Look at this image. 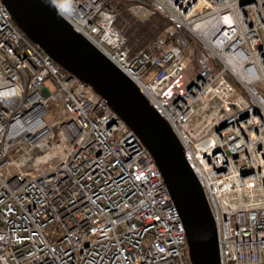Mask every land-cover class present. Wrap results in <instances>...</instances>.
<instances>
[{"label":"built area","instance_id":"2783aa9c","mask_svg":"<svg viewBox=\"0 0 264 264\" xmlns=\"http://www.w3.org/2000/svg\"><path fill=\"white\" fill-rule=\"evenodd\" d=\"M184 148L222 264H264V0H128L169 25L133 52L113 0H53ZM208 10L205 11L204 8ZM0 264H191L151 153L0 0Z\"/></svg>","mask_w":264,"mask_h":264},{"label":"water","instance_id":"95a60500","mask_svg":"<svg viewBox=\"0 0 264 264\" xmlns=\"http://www.w3.org/2000/svg\"><path fill=\"white\" fill-rule=\"evenodd\" d=\"M16 26L64 70L93 88L145 144L178 207L191 264H222L217 224L170 124L137 83L78 32L53 0H2Z\"/></svg>","mask_w":264,"mask_h":264},{"label":"trees","instance_id":"16d2710c","mask_svg":"<svg viewBox=\"0 0 264 264\" xmlns=\"http://www.w3.org/2000/svg\"><path fill=\"white\" fill-rule=\"evenodd\" d=\"M113 4L120 7L119 17L115 25L126 35L133 52L147 49L155 39L164 33L169 25V21L160 14H154L146 21L137 20L128 11V7L132 4L131 1L113 0Z\"/></svg>","mask_w":264,"mask_h":264},{"label":"rangeland","instance_id":"374dc122","mask_svg":"<svg viewBox=\"0 0 264 264\" xmlns=\"http://www.w3.org/2000/svg\"><path fill=\"white\" fill-rule=\"evenodd\" d=\"M204 10L205 11H207L208 10V8L207 7H205L204 8ZM259 88H260V90H262V92L264 93V81H262V82H260V83H258V85H257Z\"/></svg>","mask_w":264,"mask_h":264},{"label":"bare ground","instance_id":"6f19581e","mask_svg":"<svg viewBox=\"0 0 264 264\" xmlns=\"http://www.w3.org/2000/svg\"><path fill=\"white\" fill-rule=\"evenodd\" d=\"M60 12V11H59Z\"/></svg>","mask_w":264,"mask_h":264}]
</instances>
